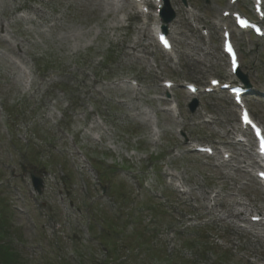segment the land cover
Segmentation results:
<instances>
[{
  "label": "rangeland",
  "instance_id": "1",
  "mask_svg": "<svg viewBox=\"0 0 264 264\" xmlns=\"http://www.w3.org/2000/svg\"><path fill=\"white\" fill-rule=\"evenodd\" d=\"M190 2L206 24L223 5ZM109 3L0 0V206L11 247L22 264H163L172 253L184 264H264V230L238 215L250 204L264 212V191L251 150L233 144L231 105L222 94L200 96L190 113L180 88L225 78L222 57L215 46L203 49L180 13L175 54L163 56L137 24L120 27L116 15H104ZM241 59L242 73L264 92V42ZM124 78L138 79L141 90ZM162 79L179 84L178 118L167 111ZM249 106L264 126L261 95ZM180 130L223 146L230 161L189 153ZM21 166L45 172L41 194ZM176 178L188 194L168 184Z\"/></svg>",
  "mask_w": 264,
  "mask_h": 264
},
{
  "label": "trees",
  "instance_id": "2",
  "mask_svg": "<svg viewBox=\"0 0 264 264\" xmlns=\"http://www.w3.org/2000/svg\"><path fill=\"white\" fill-rule=\"evenodd\" d=\"M2 209L3 208H1L0 206V264H22L21 258L19 256L20 254H18L15 248L11 247L12 246L10 243L11 226L8 225L9 224L7 222L8 219L7 217L6 218L4 217L2 213ZM113 252L116 253V249ZM107 254H110V251ZM174 255L169 257V260H173L172 263H170V261L166 259L167 261H163V264H176V261H179L181 264H184L183 259L178 260L179 258ZM108 260H111V257H108ZM125 260L126 258L121 261L119 260L116 264H124ZM109 264H113V263H109Z\"/></svg>",
  "mask_w": 264,
  "mask_h": 264
},
{
  "label": "water",
  "instance_id": "3",
  "mask_svg": "<svg viewBox=\"0 0 264 264\" xmlns=\"http://www.w3.org/2000/svg\"><path fill=\"white\" fill-rule=\"evenodd\" d=\"M30 176H31V180H32V183H33V186L38 190V192L40 193V190L42 188V182L41 180L38 178V174H33V173H30Z\"/></svg>",
  "mask_w": 264,
  "mask_h": 264
},
{
  "label": "bare ground",
  "instance_id": "4",
  "mask_svg": "<svg viewBox=\"0 0 264 264\" xmlns=\"http://www.w3.org/2000/svg\"><path fill=\"white\" fill-rule=\"evenodd\" d=\"M98 3H96L97 5ZM100 4V2H99ZM111 8V7H110ZM122 9L126 10V7L122 6ZM102 11V10H101ZM111 9L108 8V6H106V4H104V7H103V12H104V15H107L108 13H110ZM246 156H248V158L250 159V154H247ZM235 204H237V202H235Z\"/></svg>",
  "mask_w": 264,
  "mask_h": 264
},
{
  "label": "snow or ice",
  "instance_id": "5",
  "mask_svg": "<svg viewBox=\"0 0 264 264\" xmlns=\"http://www.w3.org/2000/svg\"><path fill=\"white\" fill-rule=\"evenodd\" d=\"M164 43H165V46H168L166 41H164ZM229 51H231L230 48H229ZM245 121L248 122V123H250V121H248L247 114H245Z\"/></svg>",
  "mask_w": 264,
  "mask_h": 264
}]
</instances>
